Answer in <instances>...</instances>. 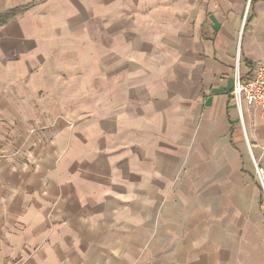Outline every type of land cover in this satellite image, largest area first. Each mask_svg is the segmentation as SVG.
Returning <instances> with one entry per match:
<instances>
[{"label":"crops","instance_id":"1","mask_svg":"<svg viewBox=\"0 0 264 264\" xmlns=\"http://www.w3.org/2000/svg\"><path fill=\"white\" fill-rule=\"evenodd\" d=\"M264 0H0V264H264Z\"/></svg>","mask_w":264,"mask_h":264},{"label":"built area","instance_id":"2","mask_svg":"<svg viewBox=\"0 0 264 264\" xmlns=\"http://www.w3.org/2000/svg\"><path fill=\"white\" fill-rule=\"evenodd\" d=\"M232 94L239 109H241L242 103L246 102L249 105L260 106L264 115V62L258 63L252 74L246 77L241 76L236 71ZM247 147L253 161L258 183L264 193V167L256 160L248 140Z\"/></svg>","mask_w":264,"mask_h":264},{"label":"rangeland","instance_id":"3","mask_svg":"<svg viewBox=\"0 0 264 264\" xmlns=\"http://www.w3.org/2000/svg\"><path fill=\"white\" fill-rule=\"evenodd\" d=\"M252 160V159H251ZM257 160V159H256ZM258 161V160H257ZM253 162V161H252ZM259 162V161H258ZM263 191V190H262ZM264 194V193H263Z\"/></svg>","mask_w":264,"mask_h":264}]
</instances>
